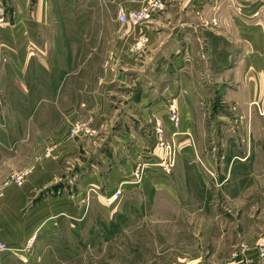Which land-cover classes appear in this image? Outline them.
Segmentation results:
<instances>
[{"label":"crops","instance_id":"obj_1","mask_svg":"<svg viewBox=\"0 0 264 264\" xmlns=\"http://www.w3.org/2000/svg\"><path fill=\"white\" fill-rule=\"evenodd\" d=\"M103 1L113 3L112 15L117 21L120 10L139 9L145 0ZM163 1L165 9L153 18V23L135 26L117 21L118 25L113 26L115 41L109 51L111 62L102 76L77 78L74 77L77 72L59 75L50 69L43 76L33 72L36 58L45 56H38L37 48L43 49L40 31L50 0H5V3L0 0V4L12 11L8 27L0 30L2 39L14 49L0 70V240L18 246L43 222H49L48 218L52 219L51 225L41 228L46 227V232L61 227L64 218L70 224L86 220L79 200L82 192L74 197L70 193L74 191V180L66 181L64 176L76 166L96 174L107 159L115 163L111 166L113 171L116 172L118 161L129 171L136 154L141 149L148 152L152 148L158 156L152 160H160L162 150L154 147L156 135L151 114L175 97L173 101L182 113L181 129H190L192 134V139L184 136L175 139L180 143L176 165H193L191 162L197 158L210 159L212 152L199 150H205L207 141L199 137L198 129L200 97L206 89L195 65L198 58L209 65V78L219 72L215 76L226 85L222 92L225 103L231 105L233 112L240 113V119L249 129L242 143L251 144L257 138L264 114H259L252 102L264 95L262 28L236 18L233 0ZM256 6L248 7V15L257 10ZM213 18L218 19L217 25L212 24ZM185 60L193 62L191 70L179 72L177 69ZM7 71L17 77L20 92L13 97L12 113L11 105H6V84L11 76ZM38 77L43 82H38ZM83 118L99 134L71 135L69 128ZM250 156L251 153H244L241 160ZM232 168L227 167L223 175L227 177ZM195 169V175L207 187L201 168ZM158 171L163 181L169 179V174ZM11 172L24 173L20 186L5 183ZM115 172L111 173L115 175ZM86 180L81 176L79 188ZM59 182L63 183L62 188L57 186L50 193L45 192L47 187ZM259 234L247 242L243 239L249 246L246 250L236 247L216 260L206 259L203 251H196L187 263L181 264H244L245 259H250V264H264V257L256 248V241L264 232ZM40 243L34 250V261L40 255Z\"/></svg>","mask_w":264,"mask_h":264},{"label":"rangeland","instance_id":"obj_2","mask_svg":"<svg viewBox=\"0 0 264 264\" xmlns=\"http://www.w3.org/2000/svg\"><path fill=\"white\" fill-rule=\"evenodd\" d=\"M1 1L5 3V0ZM245 1L236 3L233 0L236 18L246 20L249 26L257 24L264 31V0ZM251 4L257 5V10L248 15ZM113 7L112 2L103 0H50L40 31L44 50L41 46L37 48L38 56H45L36 58L38 62H35L33 72L43 76L44 72L51 69L59 75L77 72L74 76L77 78L101 77L111 62L109 51L115 41L113 26L118 25V20L112 15ZM0 15L4 18L0 30L6 29L12 20V11L2 3ZM38 15L37 22L40 25ZM212 24L217 25L218 19L213 18ZM5 43L0 31V70L14 51L12 46ZM187 61L177 69L179 72L191 70L193 62ZM195 65L206 88L200 97L198 129L199 137L207 142L205 150H199L212 152L211 158H197L191 162L193 165H176L180 143L175 139L181 136L192 139V134L190 129H181L182 113L173 101L176 97L172 101H165L162 109L152 111L151 115L155 125L154 134L157 127L161 128L163 144L169 145L175 153L174 165L169 167L168 173L163 169L166 165H159V160H152L158 157L154 148L148 152L141 149L130 161L129 171H125L119 161L116 172L113 171L112 165L115 163L111 164L107 159L101 172L96 174L84 172L83 167L76 166L64 176L66 181L68 178L74 180L72 185L75 192L70 191L74 197L82 192L79 200L84 207L81 213L86 220L70 224L64 218L61 227L53 226L56 228L54 231L46 232V227L41 228L51 225L52 219L48 218L49 222H43L22 244L16 246L6 242L15 253L0 264H181L187 263L196 251H203L206 259L211 257L216 260L230 249L249 248L243 239L247 242L264 232V119L261 118L262 125L254 142L242 143L249 129L240 119V113L233 112L231 105L225 103L222 92L226 85L215 76L219 72L212 73L209 78L211 75L207 63L198 58ZM7 74L11 76L6 84V105H11L9 112L12 113L13 97L20 92L17 89V77L12 72L7 71ZM40 81L43 82V79L38 77ZM261 83L264 88V69ZM253 102L258 103L260 110L255 104L253 106L263 115L264 95ZM4 109L7 110L6 107ZM83 119L74 122L72 127ZM86 125L89 133H79L89 137L96 136L97 132L99 134L100 131L92 128L89 121ZM79 133L72 134L70 131L74 136ZM154 138V147L163 149L164 146H158L157 135ZM244 153H251V156L242 161ZM142 165L144 171L141 175ZM230 166L233 167L232 171L226 177L223 175L224 170ZM195 167L201 168L202 175L206 176L207 187L195 175ZM175 169L177 171L174 173ZM158 170L169 174V179L163 181ZM111 172H115L113 180L107 176ZM22 175L24 177V173ZM81 176L87 180L79 188ZM124 181L139 182L131 185ZM109 182L115 187H124L119 203L112 209L103 191ZM57 186L62 188L63 183L53 184L45 192L50 193ZM33 237L37 241L36 245L41 241L40 255L36 256L35 261L34 251L28 247ZM256 242L258 254L264 257V235ZM206 250L209 252L205 253ZM244 261V264L251 263L250 259Z\"/></svg>","mask_w":264,"mask_h":264},{"label":"built area","instance_id":"obj_3","mask_svg":"<svg viewBox=\"0 0 264 264\" xmlns=\"http://www.w3.org/2000/svg\"><path fill=\"white\" fill-rule=\"evenodd\" d=\"M163 6H164L163 0H145L139 9L120 10L117 14V20L119 23H122V24L128 23V24L136 25V26L143 25L144 23L151 21L160 12V10L163 9ZM3 21H4V18L2 17V15H0V23H2ZM169 104H172V102ZM252 104H255L256 107H258V109L260 110V107L257 102H253ZM86 123H87L86 119L79 121V123H76L75 126H73L70 129L71 133L72 134H76L79 132L89 133V128L86 125ZM159 124H160V121H158V125ZM161 133H162L161 128L157 127L155 129V134L157 135V138H158L157 143H158V146H162V147L164 146L163 149L161 150L162 152L165 151L163 157L159 160L160 162L158 164L166 165L163 167V169L165 172L168 173L170 171L169 167L174 165L175 153L170 149L169 145L163 144ZM143 171H144V165H142V167L140 168L141 175ZM107 176L108 178L112 179V177H114L115 175L111 173V174H108ZM23 179L24 177L22 173L21 174L12 173L11 175L7 177L6 183L12 182L16 185H21L23 183ZM138 182L139 181H136V182L130 181L126 183L133 185V183H138ZM103 189H104L103 191H105V200L109 208L111 209L115 208L122 197V190L124 189V187L123 186L115 187L111 185L109 182L108 186L107 187L104 186ZM1 196H2V187H0V197ZM36 242L37 241H35V237H33L28 246L30 251L35 250ZM263 251H264V248H263ZM14 253L15 252L13 251V249L6 242L0 240V261L6 259L7 257L11 256ZM198 264H202V263H198Z\"/></svg>","mask_w":264,"mask_h":264}]
</instances>
